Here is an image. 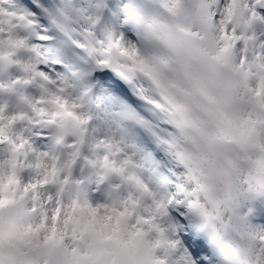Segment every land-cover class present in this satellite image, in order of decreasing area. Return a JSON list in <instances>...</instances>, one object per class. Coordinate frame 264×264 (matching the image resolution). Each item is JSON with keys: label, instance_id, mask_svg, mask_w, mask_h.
<instances>
[{"label": "snow or ice", "instance_id": "1", "mask_svg": "<svg viewBox=\"0 0 264 264\" xmlns=\"http://www.w3.org/2000/svg\"><path fill=\"white\" fill-rule=\"evenodd\" d=\"M0 264H264V0H0Z\"/></svg>", "mask_w": 264, "mask_h": 264}]
</instances>
